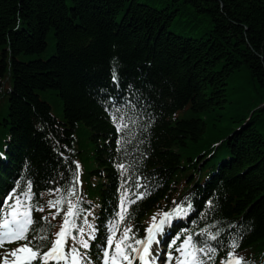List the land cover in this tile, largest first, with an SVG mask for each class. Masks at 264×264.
<instances>
[{
    "label": "trees",
    "instance_id": "trees-1",
    "mask_svg": "<svg viewBox=\"0 0 264 264\" xmlns=\"http://www.w3.org/2000/svg\"><path fill=\"white\" fill-rule=\"evenodd\" d=\"M0 47V201L25 178L37 204L57 188L68 197L78 162L102 231L127 160L151 193L134 223L191 202L196 233L218 234L212 263L236 241L264 264V0H0ZM122 97L147 108L119 153L104 106Z\"/></svg>",
    "mask_w": 264,
    "mask_h": 264
},
{
    "label": "snow or ice",
    "instance_id": "snow-or-ice-1",
    "mask_svg": "<svg viewBox=\"0 0 264 264\" xmlns=\"http://www.w3.org/2000/svg\"><path fill=\"white\" fill-rule=\"evenodd\" d=\"M113 78L115 79V76ZM111 119L118 132L127 128L123 116H118L113 112ZM123 142V137L117 140V144ZM0 159H7V157L0 153ZM79 167V163L76 162L77 172L73 173L72 188L68 197L59 195L58 198L48 201V207L57 208V212L52 213L53 217L59 215L60 211H64L65 203L67 210L63 217L61 229L55 234L56 239L50 242L51 247L47 252H41L42 244L33 243V240H48L46 235L35 234L36 229L33 227L37 223V218L32 215L33 211H44L42 206L33 203L36 195L32 191L33 182L27 180L23 187L19 180L14 182L13 188L9 190L3 203L0 204V207L4 209L3 212H0V249H2L0 251V264H37L38 261L40 264H93L88 250L92 247L89 240L96 239V229L91 228L88 234L89 238L84 239V229L77 225V219L82 211L79 207V199L76 197ZM117 168L126 171L123 164H118ZM122 187L124 186L122 185ZM144 187L143 184L137 185L138 189ZM50 192L59 194L61 190L57 188L50 190ZM150 194L147 190L137 191L133 198L127 189L121 193L119 211L116 213L117 218L114 222L109 223V235L106 236L104 244L100 246L101 264H137V261L139 264H155L153 245L158 246L161 243V238L166 235L165 229L172 227L174 219L184 217L192 205L189 202L185 208L183 204H177L170 211H164L162 215L160 213L154 215L146 229L147 235L143 238H137L133 230L127 226L123 227L121 235L117 238V232L130 215L128 208L137 200H142ZM208 205L211 208L212 202L209 201ZM158 216L160 217L159 220L157 219ZM38 219L48 222L47 216ZM85 223H87L86 220ZM43 231L44 229L41 228L40 232ZM74 232L79 234V241H77ZM30 233H33L31 240L29 239ZM181 237H183L182 241ZM197 237L203 239H197ZM69 240L73 241L71 245L68 244ZM218 240V234L211 233L207 229L196 233L185 228L166 243L168 249L165 253L166 260L159 262V264H173V262L174 264H212L218 253V248L210 244L209 241ZM20 241H25V243H18ZM177 241L181 242L177 244ZM77 243L80 247H77ZM9 244H16L17 246L8 248L7 245ZM238 247L239 244L233 241L221 264H247L244 257L239 256L235 251ZM81 248L85 251L82 252Z\"/></svg>",
    "mask_w": 264,
    "mask_h": 264
},
{
    "label": "rangeland",
    "instance_id": "rangeland-1",
    "mask_svg": "<svg viewBox=\"0 0 264 264\" xmlns=\"http://www.w3.org/2000/svg\"><path fill=\"white\" fill-rule=\"evenodd\" d=\"M51 47L49 50V53L47 55H45L43 58H48L52 55H54L56 53V43L54 40H52L50 42ZM1 53H2V47H0V60L2 59L1 57ZM31 60V58L29 57H23L22 61L27 62ZM1 77V76H0ZM3 78H0V81H2ZM42 98L44 101H46L47 103H49L52 106V113L53 115L59 120V121H64V113H63V106L61 104V100L54 96V92H48V93H42ZM233 100L235 99L234 97L232 98ZM79 140L81 141V143L83 145H89V140L88 137L90 135V131L88 128L83 127L79 133ZM157 213H159V211H156L153 213V216L156 215ZM159 217V216H158ZM145 222H150V219H145ZM94 222L92 221V223H87L84 229V232H89L90 229L92 228ZM89 234V233H88ZM88 234H84V239H88L89 236Z\"/></svg>",
    "mask_w": 264,
    "mask_h": 264
}]
</instances>
